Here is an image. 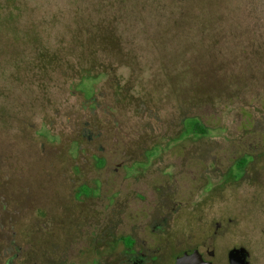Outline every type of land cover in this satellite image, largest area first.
Returning a JSON list of instances; mask_svg holds the SVG:
<instances>
[{
  "label": "rangeland",
  "instance_id": "1",
  "mask_svg": "<svg viewBox=\"0 0 264 264\" xmlns=\"http://www.w3.org/2000/svg\"><path fill=\"white\" fill-rule=\"evenodd\" d=\"M194 120L207 134L190 130ZM184 122L185 146L165 147L145 181L187 157L185 186L172 195L185 205L170 221L173 239L208 245L214 264H229L238 247L264 264V0H0V264L75 260L74 226L52 220L44 193L20 202V176L39 185L42 171L86 173L106 157L113 196L121 154H138L144 137L167 143ZM247 156L226 186L228 168ZM141 193L149 219L164 194ZM82 202L104 210L108 200Z\"/></svg>",
  "mask_w": 264,
  "mask_h": 264
},
{
  "label": "flooded vegetation",
  "instance_id": "2",
  "mask_svg": "<svg viewBox=\"0 0 264 264\" xmlns=\"http://www.w3.org/2000/svg\"><path fill=\"white\" fill-rule=\"evenodd\" d=\"M180 125L179 133L167 143H154L151 139L147 141V138L144 137L138 139L139 143L135 144L136 150L139 151L138 154H121V158L118 159L119 163L112 174L116 179L113 196L111 194L113 192L109 193V190L114 186L106 185L110 182L111 175L105 174L106 172L102 170L106 168L109 160L106 157H95L94 160L89 161H91L90 165L96 169L86 173L73 170L71 175L67 176L59 171H42L40 172L42 176H40L39 185H32L33 182H37L36 178L33 179L27 175L20 176L22 185L17 188L21 194L20 202L23 200L26 204V200H30L32 196L37 197L39 193H44L45 198L49 199L47 205L50 206V211L54 213L52 220L61 224H72L74 227L79 225L84 227V231L79 233L73 227L74 235L72 234L71 244L73 248L71 252L69 251L75 258L72 264H177L179 256L195 250L201 254L202 260L214 264L213 257L208 256V253L212 252L208 245L201 241L188 244L183 239H173L170 232L172 216L182 217V211L185 208L182 199L176 197L173 199L172 195L182 191L185 186L182 178L187 177L184 175L187 157L183 158L177 171L173 172L172 167L167 166L163 172L167 178L162 174V180L160 176H155L151 183L145 182L153 177L152 162L165 160L162 155L163 152L165 153V147L171 149V146H175L181 150L185 146L184 142L190 125L187 127V122L180 123ZM191 125L190 130H193L195 134H207L206 128L199 121L192 122ZM84 135L89 144V150L93 151V146L96 145L95 134L87 131V133L84 132ZM163 146L164 149H162ZM250 160L253 158L248 156L240 158L228 168L225 174L226 186L234 184L240 178L239 171L245 168ZM236 163L238 164L237 167H235ZM200 166L199 171L202 168V165ZM92 173L93 175L86 176V174ZM124 173L134 179L133 185L127 187L129 190L123 186V178L125 177L122 178L121 174ZM69 177L72 178L70 182L67 181ZM74 177L83 178L81 184L74 186ZM199 181L202 183L201 176ZM56 182L61 183L65 190L62 193L52 194L50 189L49 193L48 187ZM141 183L146 185L141 186ZM150 186L154 194H164V199L154 205L158 209L147 219L149 209L144 203L147 199L141 192L147 191ZM34 193L37 195H33ZM125 194H127L126 197H124ZM128 194L134 195V204L138 200L141 202L136 209L132 206V198ZM85 199L101 205L107 200L108 203L102 210L95 203L93 206L85 205L82 202ZM9 219L14 220V218ZM91 225L96 229L92 230ZM102 225L105 229L98 228ZM55 234L57 237H64L61 230H57ZM250 261L251 254L249 253L248 264Z\"/></svg>",
  "mask_w": 264,
  "mask_h": 264
},
{
  "label": "water",
  "instance_id": "3",
  "mask_svg": "<svg viewBox=\"0 0 264 264\" xmlns=\"http://www.w3.org/2000/svg\"><path fill=\"white\" fill-rule=\"evenodd\" d=\"M210 258L214 257V252L208 253ZM249 253L245 247L233 248L228 252L229 264H248ZM177 264H212L205 262L198 251H188L177 259Z\"/></svg>",
  "mask_w": 264,
  "mask_h": 264
},
{
  "label": "trees",
  "instance_id": "4",
  "mask_svg": "<svg viewBox=\"0 0 264 264\" xmlns=\"http://www.w3.org/2000/svg\"><path fill=\"white\" fill-rule=\"evenodd\" d=\"M193 122H197V120H194Z\"/></svg>",
  "mask_w": 264,
  "mask_h": 264
}]
</instances>
